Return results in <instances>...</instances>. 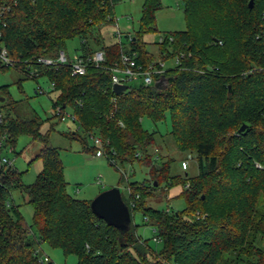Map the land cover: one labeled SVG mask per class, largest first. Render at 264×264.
I'll use <instances>...</instances> for the list:
<instances>
[{
    "label": "trees",
    "instance_id": "obj_1",
    "mask_svg": "<svg viewBox=\"0 0 264 264\" xmlns=\"http://www.w3.org/2000/svg\"><path fill=\"white\" fill-rule=\"evenodd\" d=\"M117 1L0 0V42L23 77L33 68L32 78L44 75L52 83V115L60 119L68 107L76 123L66 135L82 144L85 135H99L107 142L103 155L116 169L134 161L148 168L143 181L125 179L128 189L120 194L130 221L119 232L90 210L89 199L67 192L58 151L38 130L42 120L9 98L0 112L3 144L12 147L19 133L39 139L41 167L32 182L23 183L11 164L0 165V264H49L38 260L41 241L75 254V264H218L223 252V264H264V0L250 6L248 0H181L185 28L161 34L156 58L139 37L154 29L160 1L143 0L136 29L124 32L120 42H105L99 26L113 20ZM74 36L79 45L72 53L102 49L100 65L70 74L66 64L37 63L36 56L53 55ZM121 51L135 52L141 63L177 60L163 68V88L139 82L114 92L106 66ZM165 112L173 144L193 153L196 174H170L172 157L157 147L161 135L140 123L142 116L161 120ZM85 148L94 151L93 144ZM177 182L182 208L145 202L150 191ZM13 189L26 195L29 224L12 200ZM134 211L161 241L159 250L135 232Z\"/></svg>",
    "mask_w": 264,
    "mask_h": 264
},
{
    "label": "rangeland",
    "instance_id": "obj_2",
    "mask_svg": "<svg viewBox=\"0 0 264 264\" xmlns=\"http://www.w3.org/2000/svg\"><path fill=\"white\" fill-rule=\"evenodd\" d=\"M159 1V7L154 11V29L146 30L139 37L143 41V48L150 51L155 58L158 51V36L164 32L185 28L181 0ZM142 3L143 0H118L115 2L112 7L113 20L99 26V34L103 41L114 40L115 27H118L122 34L136 29L141 15ZM121 40L125 42L126 38L122 37ZM78 45L79 40L75 36L65 40V49L68 53L74 52ZM173 65L174 58L166 57L162 68L166 69L173 67ZM107 66H111V64ZM22 75L23 72L12 65L0 68V97H2L0 102H3L0 104V112L4 110L3 105L9 98L18 100L19 109L25 114H29L32 109L34 110L42 120L38 128L39 132L47 133L48 143L55 146L58 151L68 193L75 197L90 200L98 192L111 186H117L120 193H124L125 179L143 181L148 177L147 166L138 161L131 164L125 163L116 169L103 154L94 155L92 150L85 148V145L93 144L91 135H85V143L83 144L77 137L67 136L68 131H73L76 128V123L71 120L68 107L64 109L66 114L62 119L52 115V101L55 99L57 91L52 89L49 80L44 75H37L33 78ZM137 83L139 80H134L129 84L136 85ZM38 85L42 92H37L36 87ZM140 123L143 128L155 130L163 137L160 136L161 142L157 147L162 156L172 157L169 163L170 174L182 175L184 172L188 175L196 174L197 168L193 153L179 151L173 144L169 134L170 126L167 112H165L164 118L158 121H152L147 116H142ZM5 133L7 134V132ZM77 134L79 138L83 137L80 129L77 130ZM41 144L39 139L31 137L27 133H19L12 147L6 145L1 149V152L10 160L11 166L19 173L23 183L32 182L41 167V161L36 156ZM188 153L191 158L188 159L187 167L181 168L180 159ZM180 189L181 184L179 182L170 185L166 190L159 187L150 191L149 195L145 197V202L156 207L164 208L167 205L172 209H180L185 205L183 196L178 195ZM25 196L16 189L11 190V197L17 210L26 224H29L32 209L30 204L26 202ZM261 201L264 202V199ZM260 206L263 207V204ZM132 220L137 224L135 232L142 238H148V243L152 249L159 250L161 241L152 238L151 226L142 222L138 211L132 213ZM36 247L40 255L48 257L49 264H75L76 262L75 254L64 255L59 247L50 246L46 242L41 241ZM227 257L228 253L223 252L218 264H223ZM170 262L171 260L168 259L162 264H170Z\"/></svg>",
    "mask_w": 264,
    "mask_h": 264
},
{
    "label": "built area",
    "instance_id": "obj_3",
    "mask_svg": "<svg viewBox=\"0 0 264 264\" xmlns=\"http://www.w3.org/2000/svg\"><path fill=\"white\" fill-rule=\"evenodd\" d=\"M121 31L118 27H115L113 32L114 37L120 42ZM130 38V33H127V40ZM170 38V36H169ZM163 36L160 34L158 36V41L162 40ZM135 52H124L121 51L119 54L118 60H115L111 66H106L110 71V83L111 87L113 83H125L129 85L130 82L134 80H139L144 85H152L155 80L159 79L162 75V66L163 61L160 59H152L146 63L137 62L135 60ZM104 59V51L102 49H94L89 53L84 55L78 53L68 54L64 47H58L55 50L53 55H38L35 57L37 63L41 65H57V64H66L69 66L70 74H82L88 64H93L95 66L100 65V62ZM174 60H177V57H174ZM0 65H13V59L8 55L7 49L3 43L0 42ZM36 75L35 69L31 68L28 71V76ZM164 82V79H163ZM51 86L52 83L50 82ZM37 92H42V89L38 85L36 87ZM60 109L57 106L54 109L55 114H59ZM64 113L60 114V119L64 117ZM70 118L72 116L68 113ZM2 120V114L0 113V122ZM92 143L94 146L93 154L96 156L102 155L104 151V145L107 143L106 140L102 139L97 134H91ZM5 137V132L0 133V165H9L10 160L1 152L2 147L4 146L3 141ZM191 158V155L188 153L184 158L180 159L181 168H185L188 162V159ZM126 190L128 189L125 186ZM137 195V194H135ZM132 204V202H130ZM39 261H47L48 257L46 255H40L38 257Z\"/></svg>",
    "mask_w": 264,
    "mask_h": 264
},
{
    "label": "water",
    "instance_id": "obj_4",
    "mask_svg": "<svg viewBox=\"0 0 264 264\" xmlns=\"http://www.w3.org/2000/svg\"><path fill=\"white\" fill-rule=\"evenodd\" d=\"M252 0H248V6ZM164 76L155 80L153 87L160 89L164 87ZM128 87L125 83H113L112 89L114 92H119ZM2 97H0L1 99ZM244 124H240L238 129L241 130ZM90 210L98 217L102 218L107 224L113 225L119 232L127 229L130 221L128 208L121 198L119 188L111 186L101 190L89 200Z\"/></svg>",
    "mask_w": 264,
    "mask_h": 264
}]
</instances>
